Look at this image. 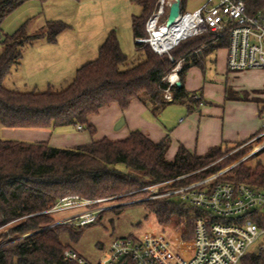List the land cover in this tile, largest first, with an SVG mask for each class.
I'll use <instances>...</instances> for the list:
<instances>
[{"label":"trees","instance_id":"trees-1","mask_svg":"<svg viewBox=\"0 0 264 264\" xmlns=\"http://www.w3.org/2000/svg\"><path fill=\"white\" fill-rule=\"evenodd\" d=\"M28 1L34 0H0V231L28 217L26 223L0 239L9 235H25L49 225L52 222L49 217L33 215L51 210L65 197L126 200L136 197L137 193H145L142 191L145 188L183 175L203 170L186 182L174 184L173 188L204 179L222 169V166L214 164L234 149L232 146L243 145L224 142L210 148L204 155L180 146L174 160L170 161L167 159L171 145L169 136L154 143L140 130H135L123 140H97V128L90 122V118L103 108L115 103L126 111L135 100L148 107L156 118L170 104L187 105L190 110L200 107L202 96L186 90V77L194 67L203 69L209 54L227 49V36L218 43H213L210 34L182 41L170 52L173 60L168 54H156L149 44L136 42L139 62L130 66L116 31H111L100 47L97 59L79 68L66 89L46 92L8 89L5 81L21 65L25 47L39 39H47L54 44L69 28L64 22L48 21L41 31L33 35L28 34L26 24L11 35L4 34L2 24L6 17ZM35 1L45 3L47 0ZM157 2L134 0L142 10L132 20L135 41L148 38L147 23ZM246 3L250 13L264 9V0H247ZM179 63L182 64L179 72L181 86L172 91L173 102L169 103L164 99L168 84L163 79ZM226 99L247 101L249 96L242 97L228 90ZM70 126L82 127L88 132L90 143L58 148L47 142H23L1 137L2 128L59 129ZM233 159L235 157H230L227 162ZM220 180L264 188V166L259 164L253 169L240 163L231 175L224 174ZM175 197L179 196L139 204H144L166 221L173 215L184 216L181 224L188 228L185 239H192V215L198 217L202 213L181 199L179 203L172 200ZM124 207L113 211L119 213ZM81 231L82 227L76 229L69 224L38 231L12 246L0 248V264H69L64 261V252L71 248L63 245L60 236L67 234L71 240L78 241ZM241 264H264V253H249Z\"/></svg>","mask_w":264,"mask_h":264},{"label":"built area","instance_id":"built-area-1","mask_svg":"<svg viewBox=\"0 0 264 264\" xmlns=\"http://www.w3.org/2000/svg\"><path fill=\"white\" fill-rule=\"evenodd\" d=\"M177 1L180 2V13L174 25L182 26L186 35L173 48L161 50L153 43V36L160 32L171 5ZM182 1L158 0L147 23L148 38L136 39V42L149 44L156 54L163 55L170 54L179 43L193 37L210 34L213 43H218L227 36L229 73L264 70V9L250 13L247 0H207L201 8L189 13L183 12ZM181 69L182 64L179 63L163 79L168 84L164 99L169 103L173 102L172 91L181 82ZM202 171L142 190L151 194L144 198L145 201L177 195L185 204L200 210V216L192 215V239H185L188 228L181 224V219H173L171 224L161 226L163 230L157 228V232L114 238L97 264H241L259 240L263 245L258 254L262 255L264 188L220 180L221 173L173 188L174 184L186 182ZM157 189L166 192L156 194L154 191ZM106 201L109 200H84L69 196L61 199L51 210L33 216L53 218L51 228L75 220H79L80 226H86L95 223L98 215L108 209V206L102 207ZM73 211L76 214L69 216V212ZM64 261L90 264L70 249L64 252Z\"/></svg>","mask_w":264,"mask_h":264},{"label":"crops","instance_id":"crops-1","mask_svg":"<svg viewBox=\"0 0 264 264\" xmlns=\"http://www.w3.org/2000/svg\"><path fill=\"white\" fill-rule=\"evenodd\" d=\"M66 1L72 5L74 3L70 2L72 0ZM100 1L84 0L82 3L79 2L78 7H80L81 4H93V6H95V4L97 5ZM47 2L49 3V0L43 3V5ZM130 3L131 5L135 4L134 0H130ZM113 10L114 8L112 11ZM101 11L102 9H99V13H101ZM39 15L42 16L43 13ZM134 16L135 15H132L129 20V28H131L133 43L137 50L132 29V20ZM100 17L104 19L102 15H100ZM89 18L93 21L95 20L90 15H88L87 19ZM49 20L50 19H46V21ZM104 20H102L103 26L99 28L100 30L91 34L87 33L88 37H85V35L82 36V41L76 38L75 35L71 34L68 36L65 35V33H61L57 42L54 44L49 43L47 39H40L41 41L31 45L27 50L24 49V61H22L19 71H22L21 75H25L27 67L30 70L34 68L35 73L32 76H24L23 79L20 78L22 79L20 82L22 81L25 86L30 85L29 88H37V86L39 87L44 85V83H48L47 88L50 89L52 88L50 83L70 82L66 80H70L72 76H74L69 83L71 84L79 68L97 59L99 49L104 44L111 31H116L118 39L120 38V46H122V36H119V27L116 25L117 22L115 18L112 24H107ZM88 21L90 22V19ZM67 31L68 30L65 32ZM61 41H63L64 45L61 44ZM94 50H98V55L95 59H91L94 56ZM89 56H91L90 59ZM41 68L45 71H42ZM58 68H62L61 72L54 74V71ZM210 71L212 72L211 74L215 73V71L219 72L221 75V77L219 76L220 79L230 74L227 70L226 49L209 54L203 63V69L194 67L189 71L186 77V90L190 93L196 92L202 96L200 107H194L193 110H190L187 105L178 104L181 108L168 112L167 108H169L170 105L176 104L174 103L168 105L161 115L156 118L152 115L148 107L140 101H133L126 111H122L119 105L114 103L109 107L103 108L98 115L90 118L91 124L97 128L96 139L101 140L108 138L113 141L123 140L135 130H140L154 143H159L169 136L171 145L167 153V159L172 161L180 146H184L191 152L204 155L210 148L220 146L224 142L229 144H244L253 140L259 134L261 135L264 130L260 132V130H257V126L259 123L258 118L261 120L264 118V106L261 105L262 102H264V70H251L236 74L238 78L242 77L247 81L250 85V90H255L254 92H257V97L249 96V100L247 101L227 100V88L223 86V81L222 84L219 85L208 83L207 78L209 76L208 72ZM13 77L14 76L8 77L6 83L10 79H13ZM14 80L13 83L15 84ZM215 89H218V92L223 95H221L223 97H221L222 99L220 97L218 98V104L207 101L213 98ZM256 100L258 102H256ZM219 104L223 105L221 106ZM239 112H241L240 117L237 118ZM241 115L245 117L241 118ZM122 118L125 121L123 127L115 130L116 124ZM227 120L231 122H234V120L237 121L239 123L238 128L234 129V124L232 123L228 127L226 123ZM262 129H264V123ZM1 137L5 140L23 142H47L51 146L58 148H74L86 145L91 141L88 132L84 130L79 131L74 126L59 129L2 128Z\"/></svg>","mask_w":264,"mask_h":264},{"label":"rangeland","instance_id":"rangeland-1","mask_svg":"<svg viewBox=\"0 0 264 264\" xmlns=\"http://www.w3.org/2000/svg\"><path fill=\"white\" fill-rule=\"evenodd\" d=\"M82 1L84 0L70 1V2H74L73 5L67 2L66 0L65 1L49 0V3L47 2L44 5L39 1H35V0L28 1L6 17V19L2 24V30L4 34L11 35L19 28H21L23 25L26 24L28 34L33 35L41 31L42 28H44L46 22H48L46 21V19H50L49 21L53 20V21H61L66 23L69 26V28L67 29L68 31L67 32L64 31L62 34L65 33V35L68 36H70L71 34L75 35L76 38L82 41L83 40L82 36L85 35V37H88L87 33L91 34L93 32L100 30L99 28L103 26L102 20L105 19L104 21H106L107 24H112V21L115 18V21L117 22L116 25L117 27H119L118 28V31L120 32L119 36L120 37L122 36L121 47L123 52L128 56L129 65L131 66L138 63L139 53L135 49V45L133 43L132 31L131 28H129V20L131 19L132 15L139 16L141 14L142 11L141 7L135 4L131 5L130 0H103V1L99 0L100 1L98 3L99 5L95 4V6H93V4L91 3L92 5L81 4L80 7H78L79 2L82 3ZM206 3L207 0H183L182 10L183 12L192 13L198 10L199 8H201ZM113 8L115 12L114 10L112 11ZM99 9H102L101 13H99ZM42 13H43L42 16L39 15ZM88 15H90L95 20L93 21L91 18H89L90 19L89 22L88 21L89 19H87ZM100 15H102L104 19H102ZM39 41L41 40L39 39L32 42L30 45L25 47V50H27L28 48L31 47V45L36 44ZM63 41H61L62 45H64ZM0 51H1V45H0ZM93 53L94 56L91 59H95L97 57L98 50H94ZM168 55L171 59L172 57L170 56V54ZM91 56H89V59ZM22 61L24 60L22 59ZM20 66L17 69L13 70V73L11 75L14 76L13 79H10L9 81H7V83L5 81V85L8 89L16 90L20 92H46L48 90L62 91L67 88L68 84L71 82L72 78L74 77L72 76L70 80L69 79L66 80L70 82L64 81V83L63 82L50 83L52 85V88L50 89L47 88L48 83H44V85L39 87L37 86V88H29L30 85L25 86V84L22 83V81L20 82V80H22L24 76H32L35 73V70L34 68L30 70L26 67L25 75L24 74L21 75L22 71H19ZM23 67H24V63H23ZM61 70L62 68L56 69L54 71V74L61 72ZM172 71L170 72V74L172 73ZM211 73H212L211 71L208 72L209 76L207 78V81L212 85L222 84L223 81L224 82L223 86L227 88V91L228 90L231 91V93L236 92L242 97L258 96L257 92H254L255 90L249 89L250 85L247 83V81H245L242 77L238 78L236 73H230L229 75H225L222 77V79H220L221 75L219 72L215 71V73L213 74ZM13 80L15 84L13 83ZM221 95L222 94L218 92V89H215L213 98L207 101H209L210 103L218 104L217 100L219 97L221 98L223 96ZM219 105L222 106L223 104H219ZM261 105L264 106V102H262ZM240 106H244V105H240ZM179 108H181L180 105L174 104V105H170L169 108H167V110L169 112L170 110L173 111ZM240 113L241 112H239L237 118L240 117ZM244 117L245 116L241 115V118ZM122 120L123 118L116 124L115 130L118 129V125L122 122ZM258 121L259 123L257 126V130H260V132H262L264 130L262 129L264 118L263 120L258 118ZM226 123L228 127L231 125V123L234 124L233 125L234 129H237L239 126V123L235 120L234 122L227 120ZM259 135L253 140H250L249 142H246L241 146H232L231 148L234 149H232L224 157L218 160L217 163L214 164V165L217 164L218 166L219 165L222 166V169L218 171L219 174L221 173V177L224 176V174L231 175V171L240 163H244L246 166L253 169H255L259 164L264 166V147L258 152H255L257 148H259L264 144L263 143L264 136L263 135L259 136ZM230 157H235V159L231 160L230 162H227V159ZM214 165H211V167ZM163 192L166 191L163 189L160 190L157 189L154 191V193L156 194H161ZM150 195L151 194L149 192L141 193V194L137 193L136 197L134 198H130L126 200H121L122 198H119V199L106 201L105 203L102 204V207L108 206V209L104 210L101 214L98 215V220L95 223L89 224L87 226H80L79 220H75L72 221L71 223H68L69 225H72L76 229L82 227V231H81L82 235L78 241H73L69 238L67 234H61L60 238L63 245L68 248H71L70 250L77 253L88 263L97 264L108 251L109 245L114 238L125 237L129 235L140 236L146 232H157L158 231L157 228L161 229L162 225L171 224L173 219L176 220L180 218L181 222L184 220L185 218L184 216L173 215L168 221H166L165 219H161L160 217L156 216L154 213L149 211L144 204H139L141 202H144L145 201L144 198H147ZM160 198L161 197H158L157 199ZM172 200L178 203L181 202L179 197H175ZM121 206H126V207L122 208V210H120L119 213L113 211L115 209L121 208ZM74 214H76V211L69 212L68 215L71 216ZM49 218L53 221V218L51 217ZM27 220L28 217H25L22 220V222L13 223L7 226L6 228L0 231V237L10 234V232H12L16 227L26 223ZM50 224L46 226H42L37 230L32 231L25 235H18V236L9 235L7 238H1L0 248L12 246L24 240L25 238L35 234L38 231L49 229L51 228L49 227ZM262 245H263L262 240H259L256 243V245L250 249V253H258Z\"/></svg>","mask_w":264,"mask_h":264},{"label":"bare ground","instance_id":"bare-ground-1","mask_svg":"<svg viewBox=\"0 0 264 264\" xmlns=\"http://www.w3.org/2000/svg\"><path fill=\"white\" fill-rule=\"evenodd\" d=\"M157 32V31H156ZM155 33L153 43L157 45V47L161 50H168L170 48H173L174 45L178 43V41L181 40V38L186 35L185 29L181 26L176 27L174 25L173 27L169 28V30L166 33ZM264 144L257 148L255 152H258L263 148Z\"/></svg>","mask_w":264,"mask_h":264},{"label":"water","instance_id":"water-1","mask_svg":"<svg viewBox=\"0 0 264 264\" xmlns=\"http://www.w3.org/2000/svg\"><path fill=\"white\" fill-rule=\"evenodd\" d=\"M179 13H180V2L177 1L171 5L167 21L162 26L159 33H161V34L166 33L169 30V28H171V26H173L176 23V20L179 16ZM177 86H181V83L180 82L177 83ZM124 122L125 121L123 119L122 122L118 125V129L124 125Z\"/></svg>","mask_w":264,"mask_h":264}]
</instances>
